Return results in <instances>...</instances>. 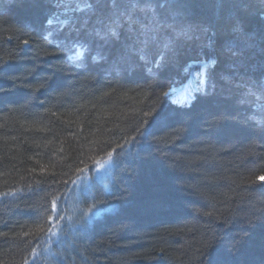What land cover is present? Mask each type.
<instances>
[{
    "label": "trees",
    "instance_id": "trees-1",
    "mask_svg": "<svg viewBox=\"0 0 264 264\" xmlns=\"http://www.w3.org/2000/svg\"><path fill=\"white\" fill-rule=\"evenodd\" d=\"M62 35L43 17L38 22L26 6L0 0V65L8 66V78L0 79V264H56L65 254L57 241L65 237L78 241V254L69 249L67 264H196L200 241L210 229L238 219L248 201H264V182L258 178L264 175V137L246 131L218 143L192 130L158 132L167 156L152 145L140 148V174L127 192L112 184L111 169L107 182L114 195L93 189L80 196L75 217L86 213L83 239L78 219L45 240L53 226L52 202L63 203L96 160L105 161L106 151L119 152L118 144L137 136L134 127L150 119L153 106L167 105L177 113L199 107L194 98L211 70L201 62L207 58L187 57L182 68L162 76L147 70L112 76L85 48L57 46ZM77 48L82 54L72 59ZM193 73L201 81L190 100L174 101L172 92ZM261 102L250 101L257 108ZM131 147L125 145L121 157L129 161V170ZM145 151L154 155L145 159ZM84 168L89 170L77 171ZM99 199L112 211L89 212ZM147 200L158 206L132 213L134 205ZM124 223L129 227H121Z\"/></svg>",
    "mask_w": 264,
    "mask_h": 264
},
{
    "label": "snow or ice",
    "instance_id": "snow-or-ice-1",
    "mask_svg": "<svg viewBox=\"0 0 264 264\" xmlns=\"http://www.w3.org/2000/svg\"><path fill=\"white\" fill-rule=\"evenodd\" d=\"M12 4L26 6L38 22L43 17L48 26L62 33L57 46L85 48L91 59L112 76L132 77L145 70L162 76L182 68L187 57L207 58L201 62L211 70L203 81L200 97L194 98L199 107L191 105L177 113L167 105L153 106L147 113L150 119H141L134 127L137 136L118 144L119 152L106 151L114 173L112 184L123 185L124 192L140 174L136 163L140 148L152 145L155 153L167 156L161 147L166 141L158 132L170 128L176 133L192 130L218 143H227L246 131L264 137V102L258 108L250 103L264 101V0H12ZM48 35L52 36L53 31ZM7 67L0 65V79L8 78ZM174 124L185 127L176 129ZM129 144L131 170L129 161L121 158ZM153 155L152 151L144 152L145 159ZM94 163L101 165L102 161ZM106 172L97 169L88 194L97 189L101 196L104 192L114 195L109 191ZM121 173L123 179H118ZM258 178L264 182V175ZM92 198L97 200L94 194ZM107 203L99 199L88 211L97 216L111 212ZM52 206L56 207L55 201ZM156 206L157 201L147 200L134 205L132 213ZM238 217L225 219L209 230L200 241L196 264H264V201H248L240 207ZM87 229L85 217L80 221L79 239L84 238ZM57 244L65 254L57 257L56 264H67L71 259L69 249L78 254L76 239L65 237Z\"/></svg>",
    "mask_w": 264,
    "mask_h": 264
},
{
    "label": "rangeland",
    "instance_id": "rangeland-1",
    "mask_svg": "<svg viewBox=\"0 0 264 264\" xmlns=\"http://www.w3.org/2000/svg\"><path fill=\"white\" fill-rule=\"evenodd\" d=\"M81 54H82V51L79 48H77V50H75V53H72L70 56L72 59H76V58H80ZM190 78L193 81V85L190 88V90L186 92V88H185V86L189 82L188 80L185 85H183L182 87L172 92L171 97L174 99V101H180L182 99H184V101L190 100V98L192 97L191 94L196 90L197 80L201 81V79H199V75H196L194 73L191 74ZM97 169H99L101 172H104V170H107L105 175L107 176V181H108L110 171L112 169L110 162H109V158L103 161L101 165H96L91 171H88L87 173H85L84 176L81 177L74 184L73 186L74 189L71 188L70 193L67 194L65 198V201L63 203L61 202L59 205H56V207L53 208V222H52L53 226H52L50 233L47 234V237L45 238V240L50 241V239L54 238L56 236V233L59 232L62 227L69 228V225L74 220H78V219L81 220L82 218H84L83 217L84 214L86 216V213H83L80 211L79 213L80 215H78L79 217L78 218L75 217L79 209L78 203L81 198L80 196L86 194V192L88 191V186L90 182L97 175ZM44 246L42 247V249L40 248L39 250L43 251ZM44 251L47 252V248Z\"/></svg>",
    "mask_w": 264,
    "mask_h": 264
},
{
    "label": "bare ground",
    "instance_id": "bare-ground-1",
    "mask_svg": "<svg viewBox=\"0 0 264 264\" xmlns=\"http://www.w3.org/2000/svg\"><path fill=\"white\" fill-rule=\"evenodd\" d=\"M192 85H193V81H192V79H190L189 82H188V84L185 86V88H186V92H187L188 90H190V88L192 87Z\"/></svg>",
    "mask_w": 264,
    "mask_h": 264
}]
</instances>
